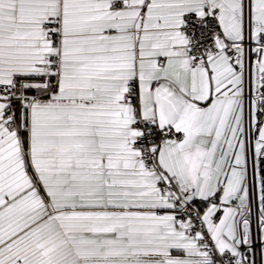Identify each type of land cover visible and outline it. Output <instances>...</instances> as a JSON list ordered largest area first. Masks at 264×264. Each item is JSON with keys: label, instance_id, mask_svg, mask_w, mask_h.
<instances>
[{"label": "snow or ice", "instance_id": "obj_1", "mask_svg": "<svg viewBox=\"0 0 264 264\" xmlns=\"http://www.w3.org/2000/svg\"><path fill=\"white\" fill-rule=\"evenodd\" d=\"M0 264H264V0H0Z\"/></svg>", "mask_w": 264, "mask_h": 264}]
</instances>
